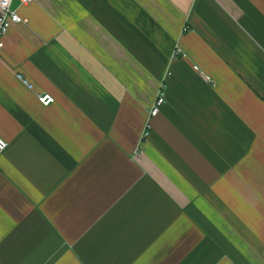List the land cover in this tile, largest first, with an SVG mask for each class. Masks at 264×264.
I'll use <instances>...</instances> for the list:
<instances>
[{
	"label": "crops",
	"instance_id": "obj_1",
	"mask_svg": "<svg viewBox=\"0 0 264 264\" xmlns=\"http://www.w3.org/2000/svg\"><path fill=\"white\" fill-rule=\"evenodd\" d=\"M10 8L0 263L264 264V0Z\"/></svg>",
	"mask_w": 264,
	"mask_h": 264
},
{
	"label": "built area",
	"instance_id": "obj_2",
	"mask_svg": "<svg viewBox=\"0 0 264 264\" xmlns=\"http://www.w3.org/2000/svg\"><path fill=\"white\" fill-rule=\"evenodd\" d=\"M32 1L33 0H18L20 4H28V3H31ZM10 2L11 0H0V48H2L3 46L4 37H5V34L8 28L14 23L22 22V19L19 17V15L13 9L10 8ZM178 51H179L178 47L174 46L172 54H175ZM15 77L27 89H31L32 85L20 73H15ZM35 98H36V101L41 106H47L53 101V97L49 95L48 93H35ZM163 101H164L163 94L159 93L155 97L153 104L148 110V120H147L148 124H149V119L156 115V113L158 112V108L163 103ZM147 123L144 127L146 130L148 127ZM145 129L142 133V137L147 134V131ZM6 145H7V142L3 138L0 137V153L4 150Z\"/></svg>",
	"mask_w": 264,
	"mask_h": 264
}]
</instances>
